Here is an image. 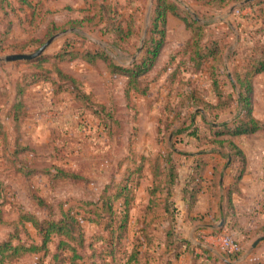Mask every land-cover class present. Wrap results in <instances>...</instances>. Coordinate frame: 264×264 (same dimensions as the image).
<instances>
[{
  "label": "rangeland",
  "instance_id": "obj_1",
  "mask_svg": "<svg viewBox=\"0 0 264 264\" xmlns=\"http://www.w3.org/2000/svg\"><path fill=\"white\" fill-rule=\"evenodd\" d=\"M154 1L41 0L46 14L33 15L31 8L17 5L7 17L0 13V57L32 53L40 46L37 41L57 35L40 55L48 59L39 66L26 61L0 62V241L16 226L20 239L25 240L17 223L21 215L42 221L57 219L63 212L76 218L83 214L80 231L86 246L93 243L96 248L84 249L83 257L91 254L96 264L108 263L106 252L97 250L106 251L100 237L108 238L105 225L109 212L102 207L110 194L127 184L134 189L127 193L132 208L121 247L137 243L138 232L146 223L155 240L153 246L142 248L141 262L163 264L159 255L166 224L161 212L144 213L152 181L149 163L161 156L164 164L166 155L171 154L180 167L191 151H218L222 152L221 163L227 165L230 158L224 160V156L233 154L228 142L242 151L244 171L248 169L245 185L257 187L252 191L255 201L264 205V73L251 80L253 115L262 125L259 131L219 137L223 143L214 144L203 123L231 120L237 112V91L225 76L244 66L253 53L264 52V34L260 33L264 0L228 2L222 10L193 0H169L186 24L168 15L164 47L153 69L138 80V89L145 93L125 96L127 78L111 72L109 63L131 67L143 57ZM248 2L254 6L243 7ZM100 6L106 7L104 12ZM37 9L39 5L34 11ZM116 25L123 31L131 25L132 35L119 40L114 34ZM201 25L209 36L221 39L222 52L198 66L192 39L193 30ZM86 52H98L106 60L88 63L83 58ZM57 54L63 57L61 61ZM192 63L209 72L216 69L225 93L222 99L229 93L230 106L216 108L218 100L207 73L188 76L195 70ZM182 71L187 74L182 76ZM173 72L176 76L171 82L168 76ZM182 77H190L192 85L198 86L197 105L186 96L190 91ZM194 132L198 136L191 134ZM241 166L237 162L226 169L232 177ZM261 185L262 198L257 195ZM25 227L31 236L27 243L40 244L33 226L25 223ZM216 231L215 226L211 235L217 236ZM207 235L199 232L195 242L207 243ZM218 246L223 253L220 240ZM255 255L256 263L264 262L263 251ZM10 264L46 261H41L39 254H29Z\"/></svg>",
  "mask_w": 264,
  "mask_h": 264
},
{
  "label": "trees",
  "instance_id": "obj_2",
  "mask_svg": "<svg viewBox=\"0 0 264 264\" xmlns=\"http://www.w3.org/2000/svg\"><path fill=\"white\" fill-rule=\"evenodd\" d=\"M193 1L199 2L207 8L222 10L228 5V2L234 3L241 0ZM35 2L36 3L33 4L30 0H0V13L3 14L4 17H7V13L16 11L17 7H28L31 8L33 15L36 14V12L37 15L38 13L40 15L46 14L47 9L46 7L44 9L41 0H35ZM253 4L248 2L244 4L243 7L252 8V6H254ZM15 5H17V7H15ZM38 5L39 11L38 9L34 11ZM100 9L101 12H104L106 7L100 6ZM168 15H172L180 19L176 4L169 0H155L149 30L150 35L146 41L147 45L144 47L143 57L140 61L133 63L131 67H122L109 63L111 72L124 75L127 78L125 96H127L129 92H135L141 95L145 93V89H138V80L141 77L146 76L150 70L153 69L159 54L164 47V37L166 33V21ZM181 21H184L183 23L186 24L185 19ZM261 21L262 25L260 33L264 34V15L262 16ZM192 22L195 24L198 23L196 19H192ZM206 32L205 27L202 25L201 27H197L193 30L194 36L192 42L195 41L194 54L196 55L197 60L195 61V64H198V66L211 62L222 52L220 43L221 39H214V37L209 36ZM114 34L117 38H119V40L130 37L132 35L131 25L128 26L126 31H123L119 25H116L114 28ZM43 43L44 42L40 40L37 41L36 45L41 46ZM261 51L258 54L253 53V55L246 60L247 62L244 66L239 65V68H235L231 73L226 74L225 77L229 81L231 89L237 91V98L235 99L237 112L231 120L226 119L218 123L215 121L207 123L203 120L204 125L208 127L209 137L212 138L210 140L211 143L222 144L223 142L221 139H218L219 137H238L253 134L262 128L260 122L253 115V88L251 81L256 75L264 73V52ZM83 58L88 63H93L96 59L106 60L104 55L98 52H86L83 55ZM47 59V56L43 55L26 62H32L33 64L35 63L39 66V64L45 62ZM56 59L57 61H61L63 57L61 54H57ZM220 61L223 64V59L221 60V57ZM192 65L194 67V63H192ZM209 68L210 70L212 69V67ZM194 69L195 70H193V72L188 73V76L192 77L193 75L207 73L211 91L214 92L218 100L216 108H226V106H230L233 101L229 93L225 99H222L224 92L220 83V74L216 73V69H212L211 72H209L204 66L201 69L195 67ZM57 73L60 75V71H57ZM184 74L187 73L182 71V76H185ZM175 76L176 75L173 72L170 77L168 76V79L173 82ZM189 78L186 79L182 77V84H185L186 88H189L188 90L190 92L187 93L186 96L190 102L197 105L200 100L198 97L199 88L194 84L192 85V79ZM35 80H37V78ZM70 81L74 82V79L70 78ZM136 90L139 92H136ZM18 94H20V91ZM13 118L16 119L17 115L13 114ZM186 129L188 128L186 127ZM191 134H196V136H198L195 132ZM199 139L201 140L202 138ZM228 144L229 147L233 149V154L230 153L224 156V159L226 160L230 158V162L226 167L230 168L237 162L242 164V166L238 169V172L231 177L232 180L224 195L227 211H231V197L233 194L238 192V183L244 173L243 165L245 159L240 149H238L231 142H228ZM216 153L220 154L223 158L221 154L222 152L217 151ZM203 154L205 153L200 151L199 157L195 160L190 171L183 178V181H181L182 185L179 184L177 166L171 154L166 155L164 164L162 163L161 156L156 157L149 163L152 181L150 187L147 188L148 200L144 206V213L147 214L156 212L157 214L161 212V219L166 224L163 231L164 236L161 243V254L159 255L161 260H163V264H176V261L186 252H189L191 256L190 264H229L226 261H220L202 245H193L190 241L182 238L177 231L176 217L179 210L173 200L175 188L177 189L176 186H179L181 200L185 203L186 210L190 211L202 190L203 171L206 166V162L202 157ZM218 168L219 166L215 165L212 178L213 188L217 187L219 183L220 172ZM133 189L132 185L128 186L125 184L119 189V191H115L113 194H110L109 197H107L108 201L103 204L102 209L106 208L109 212L107 216L108 223L105 225V229L108 230V238L105 239L100 237V240L106 246V251H103L104 249H100L99 247L97 249L101 253L106 252L105 256L108 263L103 264H118L119 262H121V264H147L146 262H141V257L143 255L142 248L146 249L149 246H153L155 237L150 230H147L148 225L146 223L141 222L143 223L142 228H140L138 237H136L140 240H138L137 243H132L130 248L123 247V249L120 244V240L126 235L125 233L127 232L130 224L129 211L132 208V201H130L127 197V193ZM212 190V196L217 197V193ZM83 221H85V216L83 214H79L76 218L70 217L68 212H63L59 217H57V219H47L42 221H37L34 217L21 215L17 223L23 231L22 233L25 236V240L20 239L18 227H14L13 231L7 235L5 239L0 241V264H10L12 260L29 254H39L41 256V261H46V264H96L92 257L93 255L90 254L89 256L83 257V250L88 247L96 251L93 243H89L88 246L85 244L84 236L82 231H80L79 226ZM25 223H29L33 226L36 234L40 238V244H36L32 241L31 243H27V241H30L29 237L31 236L25 229ZM262 228L264 230V227ZM195 248H199L200 253L195 252ZM222 254L227 259H235L241 255L240 251L232 255ZM146 255L148 256V254ZM83 259L84 261L81 263ZM87 259L90 260V263L85 262ZM254 262L255 263L250 264H258L256 261ZM261 264H264V262Z\"/></svg>",
  "mask_w": 264,
  "mask_h": 264
},
{
  "label": "crops",
  "instance_id": "obj_3",
  "mask_svg": "<svg viewBox=\"0 0 264 264\" xmlns=\"http://www.w3.org/2000/svg\"><path fill=\"white\" fill-rule=\"evenodd\" d=\"M199 154L200 151H191V154L188 155L189 159L187 158L184 165L180 167L177 165L180 185H182L181 181H183L185 175L190 171L191 166L199 157ZM202 157L206 162L203 171L202 190L190 211L186 210V205L181 200L179 186H176L177 189L175 188L173 200L179 210L176 217L177 231L182 238L190 241L193 245H202L220 261H226L229 264H250L251 261L249 260H253L252 262L257 260L255 254H257L258 250L263 251L264 254V230L262 228L264 227V205L258 206L259 200L255 201L256 196L254 192L252 193L255 186L253 189H251L252 187L246 186L247 184L245 182L246 178L248 179V169H245L238 183V192L231 197L232 210L227 211L224 195L232 180L230 171L226 169V164L223 165L221 163V159L223 158L220 154L206 153ZM215 165L219 166L218 170L220 175L218 186L213 188L212 178ZM262 174H264L263 171ZM211 190L217 193V197L212 196ZM263 190L262 185L261 187L258 186V197L260 196L262 198ZM215 226L217 229L216 232L218 233L217 236L211 235L212 229ZM199 232L209 234L207 235V243L195 242V236ZM224 234L232 236L241 247V255L235 259L225 258L218 246L219 240L221 241V235ZM256 239H259V241L255 247H252V243ZM194 251L199 252L200 249L195 248ZM190 263L191 256L189 252L183 254L176 261V264Z\"/></svg>",
  "mask_w": 264,
  "mask_h": 264
},
{
  "label": "water",
  "instance_id": "obj_4",
  "mask_svg": "<svg viewBox=\"0 0 264 264\" xmlns=\"http://www.w3.org/2000/svg\"><path fill=\"white\" fill-rule=\"evenodd\" d=\"M56 36L57 35H54V36L50 37L49 39H47L38 49H36L32 53H29V54L15 53V54L5 55L4 57H0V62L10 63V62H16V61L32 60V59L40 56L44 52V50L50 45V43L54 40V38ZM220 225H221V223H220ZM258 241H259V239H256L252 243V247H255V245L257 244Z\"/></svg>",
  "mask_w": 264,
  "mask_h": 264
},
{
  "label": "built area",
  "instance_id": "obj_5",
  "mask_svg": "<svg viewBox=\"0 0 264 264\" xmlns=\"http://www.w3.org/2000/svg\"><path fill=\"white\" fill-rule=\"evenodd\" d=\"M221 242L224 254H236L241 250L240 245L228 234L221 235Z\"/></svg>",
  "mask_w": 264,
  "mask_h": 264
}]
</instances>
